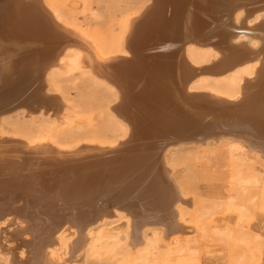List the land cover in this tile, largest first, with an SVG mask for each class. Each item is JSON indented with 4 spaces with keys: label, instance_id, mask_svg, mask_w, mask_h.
Returning <instances> with one entry per match:
<instances>
[{
    "label": "bare ground",
    "instance_id": "1",
    "mask_svg": "<svg viewBox=\"0 0 264 264\" xmlns=\"http://www.w3.org/2000/svg\"><path fill=\"white\" fill-rule=\"evenodd\" d=\"M212 145L224 209L188 211L198 173L176 182L191 159L174 149ZM250 160L264 167V0H0L7 264H196L199 232L264 264Z\"/></svg>",
    "mask_w": 264,
    "mask_h": 264
},
{
    "label": "rangeland",
    "instance_id": "2",
    "mask_svg": "<svg viewBox=\"0 0 264 264\" xmlns=\"http://www.w3.org/2000/svg\"><path fill=\"white\" fill-rule=\"evenodd\" d=\"M119 16L120 13L117 12L118 19ZM104 20L105 18L102 17L97 19L96 23H103ZM67 95L72 102L79 100L78 89L73 85L67 86ZM4 129H6V131L9 129L8 124L4 125ZM210 147L213 149H209ZM210 147H207L206 149L201 148L200 151L192 146L174 149L175 152L173 154L180 153L182 156L191 159L186 163H184L185 161H182L177 165H172L174 180L176 182L182 181L188 174L194 173L192 169H195L198 173L195 175L194 187H192L190 191L188 190L186 195L190 200L188 211L200 209L204 212H210L216 210L221 211V209H224L223 202L227 194L229 175L231 172V168L228 165L229 158L227 152L215 149V145ZM247 163L244 172L249 170V172L261 178L259 184L248 187V189L252 190L254 193V188L258 191V189H261L264 185V167L255 160H250ZM256 216L257 221L264 232V210L258 209L256 211ZM195 235L199 240L195 245L199 248V255L201 256L199 262L196 264H229V245L225 241L218 236H211L210 233H205V235L199 236V232V234L195 233ZM159 248L163 251L161 246ZM155 251L158 252L159 250ZM119 257L120 255L116 254L114 257L106 261L105 259L97 260L95 257L88 256L85 257V261L80 264H117V259ZM0 264H7V262L0 258Z\"/></svg>",
    "mask_w": 264,
    "mask_h": 264
}]
</instances>
